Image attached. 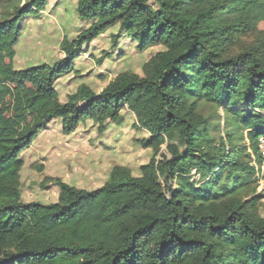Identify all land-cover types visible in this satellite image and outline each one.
Returning <instances> with one entry per match:
<instances>
[{
    "label": "trees",
    "instance_id": "trees-1",
    "mask_svg": "<svg viewBox=\"0 0 264 264\" xmlns=\"http://www.w3.org/2000/svg\"><path fill=\"white\" fill-rule=\"evenodd\" d=\"M48 1L0 22V264H264V190L252 189L253 163L263 165L264 0H79L88 28L63 39L64 57L16 70L22 24ZM116 26L140 52L164 50L142 76L122 73L100 93L83 84L61 103L59 79ZM204 101L225 109L219 140ZM124 111L153 151L141 176L115 166L99 189L59 180L55 203L22 201V155L50 124L71 135L91 121L103 133L125 124Z\"/></svg>",
    "mask_w": 264,
    "mask_h": 264
},
{
    "label": "rangeland",
    "instance_id": "rangeland-1",
    "mask_svg": "<svg viewBox=\"0 0 264 264\" xmlns=\"http://www.w3.org/2000/svg\"><path fill=\"white\" fill-rule=\"evenodd\" d=\"M78 1L49 0L41 14L23 22L21 38L16 47V70L53 65L64 57L61 50L63 39L67 37L71 41L88 28V24L78 17ZM27 2L0 0V22L8 19L16 6H24ZM257 37H245L238 50L252 44ZM85 50L86 53L75 64V71L58 81L57 91L61 103L67 102L68 96L83 84L100 93L122 73L142 76L145 63L164 48L157 46L142 53L137 49V44L116 26L85 46ZM257 112L264 115V111ZM199 113L217 127L214 137L219 140L225 131L224 107L204 101ZM123 114L126 121L122 127L108 124L103 133L91 121L71 135L63 133L61 121L50 124L22 155V201L42 205L55 203L59 196V180L78 189H99L108 181L115 166L127 167L135 177L141 176L140 168L150 161L153 151L140 146L138 141L146 139L148 134L134 129L135 117L127 111ZM247 132L244 130L245 134ZM163 151L166 152L165 147ZM253 166L257 170L258 182L252 189L263 196L264 176L256 163ZM191 175L193 180L199 179L196 170ZM260 213L264 216V207H261Z\"/></svg>",
    "mask_w": 264,
    "mask_h": 264
},
{
    "label": "built area",
    "instance_id": "built-area-1",
    "mask_svg": "<svg viewBox=\"0 0 264 264\" xmlns=\"http://www.w3.org/2000/svg\"><path fill=\"white\" fill-rule=\"evenodd\" d=\"M259 148H260L261 156H262V158H263V165H262V167H261V172H262V176H264V138H262V139L260 140Z\"/></svg>",
    "mask_w": 264,
    "mask_h": 264
}]
</instances>
